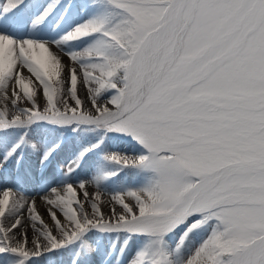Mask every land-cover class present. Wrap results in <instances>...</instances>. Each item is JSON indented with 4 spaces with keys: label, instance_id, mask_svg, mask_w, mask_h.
Returning <instances> with one entry per match:
<instances>
[{
    "label": "snow or ice",
    "instance_id": "1",
    "mask_svg": "<svg viewBox=\"0 0 264 264\" xmlns=\"http://www.w3.org/2000/svg\"><path fill=\"white\" fill-rule=\"evenodd\" d=\"M0 102V264H264V0H0Z\"/></svg>",
    "mask_w": 264,
    "mask_h": 264
},
{
    "label": "bare ground",
    "instance_id": "2",
    "mask_svg": "<svg viewBox=\"0 0 264 264\" xmlns=\"http://www.w3.org/2000/svg\"><path fill=\"white\" fill-rule=\"evenodd\" d=\"M24 75L25 76L28 75L26 69L24 70ZM39 99H40V96L38 95L37 96V100L39 101ZM27 103H29V102H27ZM69 103H72V101H69ZM5 106L6 105H5L4 102H0V111H4ZM5 115L6 116L10 115V112L9 113H5ZM131 145H135V148L134 149L131 148ZM131 145L125 144V143H114V144L111 145L112 147H110L108 149V152L110 153V152L115 151V152H120V154H128V152H141L142 147L140 145L138 146L134 142H131ZM94 158H93V160L89 161L87 165H85L86 171H87L88 168H92L96 164ZM109 182L110 181H108L106 183V185H108ZM89 192L92 193L93 195L95 194V192H91L90 190H89ZM13 196L14 197L16 196L15 192H13L12 196H10L9 208L12 207V202H13V199H14ZM0 199H3V191H0ZM49 209L51 211H57V209L55 208L54 205L53 206H49L47 204L46 200H42L41 197L37 195V197L35 198V207H34V209H32L31 201H30L28 205H26L23 209L20 210V212H21V222H22V225H24V227L27 229L29 237H31V234H32L31 217L29 215V211L31 210L33 214H39L42 217L43 221L45 223H48L49 222V214H48ZM103 210L105 212H107V209L103 208ZM6 215H7V212H6ZM2 220H3V218L0 217V221H2ZM37 226H39V224H37ZM176 236L177 235L173 236L172 241L175 239ZM96 264H104L103 261H102V258L97 257Z\"/></svg>",
    "mask_w": 264,
    "mask_h": 264
},
{
    "label": "rangeland",
    "instance_id": "3",
    "mask_svg": "<svg viewBox=\"0 0 264 264\" xmlns=\"http://www.w3.org/2000/svg\"><path fill=\"white\" fill-rule=\"evenodd\" d=\"M39 95V94H38ZM37 95V96H38ZM40 96V95H39ZM41 103H43V101H40ZM128 139H131V138H128ZM135 142V141H133ZM138 146L139 144L137 142H135ZM144 151V150H143ZM98 159V157L96 158ZM106 161V160H105ZM98 163V162H97ZM107 165L104 163V160H103V164H97L95 166V168H91L89 169V171L92 173L93 171H96L97 172V176L99 179H102L103 178V175L106 174L107 172H111V170L109 171H106L107 168L109 167H106ZM142 174H145V173H142ZM150 174V173H149ZM151 175V174H150ZM117 187V185H114V181L110 182L109 183V186L107 188H109L108 190H115ZM102 202H101V207L104 208V209H107V205L104 203L106 201H109L110 200V193L109 192H105L104 191V194H102ZM101 235L103 237H101L99 240H96L98 241L97 245H96V248L99 250V252H102V253H105L107 251H110L113 244H116L117 246V252L119 251V240L116 236V234H111V235H103V234H99V233H96V234H92L93 235ZM182 234V233H181ZM97 236V237H98ZM91 238V237H90ZM179 238V235L176 236V238L174 239L175 241L178 240ZM92 239V238H91ZM173 240V241H174ZM172 241V243H173ZM140 245V241L139 240H133L130 245H129V249L125 252V257L124 259L121 261L122 264H128V260L131 258V256L136 252L137 248L139 247ZM69 250L70 254L73 253L74 255V252H75V246H72L70 249H67Z\"/></svg>",
    "mask_w": 264,
    "mask_h": 264
}]
</instances>
